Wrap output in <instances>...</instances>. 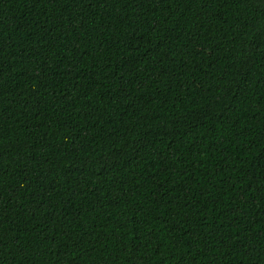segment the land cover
Segmentation results:
<instances>
[{"label":"trees","instance_id":"trees-1","mask_svg":"<svg viewBox=\"0 0 264 264\" xmlns=\"http://www.w3.org/2000/svg\"><path fill=\"white\" fill-rule=\"evenodd\" d=\"M0 264H264V0H0Z\"/></svg>","mask_w":264,"mask_h":264}]
</instances>
